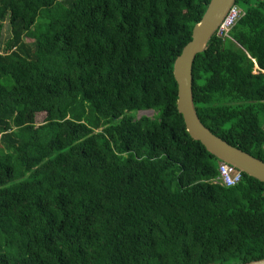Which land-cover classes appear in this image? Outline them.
<instances>
[{"label": "trees", "instance_id": "1", "mask_svg": "<svg viewBox=\"0 0 264 264\" xmlns=\"http://www.w3.org/2000/svg\"><path fill=\"white\" fill-rule=\"evenodd\" d=\"M239 1L196 56L194 102L264 161V0ZM210 2L0 0V264L264 259V182H215L177 108L174 64Z\"/></svg>", "mask_w": 264, "mask_h": 264}, {"label": "water", "instance_id": "2", "mask_svg": "<svg viewBox=\"0 0 264 264\" xmlns=\"http://www.w3.org/2000/svg\"><path fill=\"white\" fill-rule=\"evenodd\" d=\"M237 0H211L202 19L194 26L192 40L184 47L174 64L178 84L177 108L182 114L187 132L221 162L235 166L243 173L264 182V161L235 147L206 127L198 113L193 93V67L196 56L206 50L229 9ZM243 264H264V259Z\"/></svg>", "mask_w": 264, "mask_h": 264}, {"label": "built area", "instance_id": "3", "mask_svg": "<svg viewBox=\"0 0 264 264\" xmlns=\"http://www.w3.org/2000/svg\"><path fill=\"white\" fill-rule=\"evenodd\" d=\"M243 16L242 9L234 4L226 14L225 18L222 20L219 25L216 35L223 39H226L232 30V28L236 25V23ZM243 179V172L237 169L235 166L226 163L220 162L219 164V176L215 180V182L221 183L227 187H234L241 183Z\"/></svg>", "mask_w": 264, "mask_h": 264}, {"label": "rangeland", "instance_id": "4", "mask_svg": "<svg viewBox=\"0 0 264 264\" xmlns=\"http://www.w3.org/2000/svg\"><path fill=\"white\" fill-rule=\"evenodd\" d=\"M237 6H239L242 11L246 10L247 9V3L244 2V1H239L237 3ZM11 37V27H10V24H9V21H5L4 23V29H3V42L5 43L9 38ZM155 115V112L154 111H141L137 114V116L139 118L143 117V116H148V117H154ZM45 114H41V115H38L37 116V123L38 124H41L43 123L44 119H45ZM260 121H261V124L263 125L264 127V112L260 113Z\"/></svg>", "mask_w": 264, "mask_h": 264}]
</instances>
